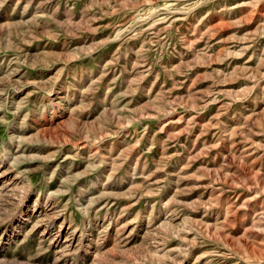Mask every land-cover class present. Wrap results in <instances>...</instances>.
I'll use <instances>...</instances> for the list:
<instances>
[{
  "label": "rangeland",
  "instance_id": "obj_1",
  "mask_svg": "<svg viewBox=\"0 0 264 264\" xmlns=\"http://www.w3.org/2000/svg\"><path fill=\"white\" fill-rule=\"evenodd\" d=\"M0 264H264V0H0Z\"/></svg>",
  "mask_w": 264,
  "mask_h": 264
}]
</instances>
